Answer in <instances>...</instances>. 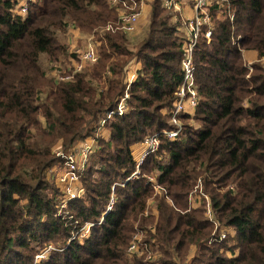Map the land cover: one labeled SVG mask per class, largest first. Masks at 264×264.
Returning <instances> with one entry per match:
<instances>
[{"label":"trees","instance_id":"16d2710c","mask_svg":"<svg viewBox=\"0 0 264 264\" xmlns=\"http://www.w3.org/2000/svg\"><path fill=\"white\" fill-rule=\"evenodd\" d=\"M163 1L150 2L130 37L118 27L123 8L109 0H32L24 16L16 0H0V264H264V72L253 65L250 73L243 59V51L264 56V0H228L232 22L212 0L210 43L200 36L193 53L198 104L180 115V136L161 137L126 181L134 147L170 129L182 80L184 36ZM72 29L93 35L99 55L77 72L66 41ZM55 66L72 78L56 79ZM125 93V113L105 123V138L99 121ZM88 139L95 147L79 179L84 194L68 204L66 223L47 172L61 164L58 150ZM199 187L203 203L190 207ZM112 188L114 205L100 222ZM88 222V236L68 243ZM153 225L145 242L156 259L147 260L150 249L129 258L133 234ZM48 245L56 250L34 262Z\"/></svg>","mask_w":264,"mask_h":264},{"label":"built area","instance_id":"2783aa9c","mask_svg":"<svg viewBox=\"0 0 264 264\" xmlns=\"http://www.w3.org/2000/svg\"><path fill=\"white\" fill-rule=\"evenodd\" d=\"M16 1L17 9H15V12L21 16L26 15L28 11V5L32 0ZM151 1L152 0H130L127 3L124 0H109L110 7L119 8L121 6L123 8V10L119 12L118 16V27L121 29V31H123V33L131 36L137 35L140 32L144 8L145 6L149 7V3ZM216 1L220 3L221 11L226 12L227 17L232 22L234 13L230 9L231 7L228 0ZM211 3L212 0H193L191 4L184 6L177 0L163 1V7L170 13L172 23L179 27L180 32L184 36L183 58L180 63L182 80L180 87L176 92L175 101L173 102V108L171 109L169 114L168 125L170 129L147 136L141 144L137 145L139 155L136 162L135 171L126 181L136 177L142 161L150 154L158 151L160 147L161 137H166L169 140H175L180 136L182 131L180 115L183 113H191L198 104L199 96L197 93V87L194 78L195 65L193 61V53L200 36H202L206 40V43L208 45L210 43L213 23L208 8L210 7ZM110 29L111 26H107L105 30ZM73 52L79 58V62L74 65L75 72L83 70L88 64L95 63L99 57L97 52V42L94 39L93 35L88 37L83 47L76 48L73 50ZM63 71V67L61 68L60 66H55L52 75L60 81L70 80L72 76L64 74ZM129 73L130 72H128L127 74V89L136 77V72L135 75L132 74L131 76L129 75ZM127 99L128 95L127 93H125V95L120 99L116 109L112 112L107 113L99 121V126L96 130L97 132H99L104 127L105 123L109 121L114 115L122 116L125 113ZM94 147V139H88L85 142L76 143L72 148H70L68 152L58 150L56 152V157L61 161V164L53 167L52 169H49L47 172L48 176L54 178L55 186L59 190V195L54 199L58 217L63 220L65 219L64 221H66V223L71 221L72 219L67 211L68 204L80 199L84 194V190L81 187L79 179L87 164L90 154L94 150ZM146 181L152 186V189L155 193L160 192L161 188L155 182L154 177H147ZM113 205L114 194L112 188L106 211L101 217L100 222H102L106 214L110 212ZM206 215L210 218V220H212L209 201L206 202ZM74 224L76 225V223ZM93 226L94 223L88 222L83 227L76 229L68 243L75 238H79L80 240L86 238L88 236L90 228H92ZM149 230L151 231V226L147 229H137L133 234L130 244L126 250V254L129 258L138 254L139 247L137 245V242H139L140 245L142 234H147ZM139 236H141V239L138 238ZM224 237L225 234L222 233L220 235V239H223ZM54 250L56 249L52 245L46 246L43 252L36 257V261L38 262L46 259L49 256L50 252ZM150 252L151 248L149 250L147 260H152V255L150 254Z\"/></svg>","mask_w":264,"mask_h":264},{"label":"rangeland","instance_id":"374dc122","mask_svg":"<svg viewBox=\"0 0 264 264\" xmlns=\"http://www.w3.org/2000/svg\"><path fill=\"white\" fill-rule=\"evenodd\" d=\"M183 3V2H182ZM184 5H186V4H184ZM188 10V9H187ZM149 11H150V3H149V8H148V13H149ZM147 16H148V14H147ZM141 24H142V22H141ZM142 26L143 25H141V29H142ZM113 27V31L114 30H116L115 28H116V25L115 26H112ZM112 27H111V29H112ZM110 29V30H111ZM133 35H131L130 37H132ZM43 59V58H42ZM243 59H244V63H245V65L247 66V68L250 70V73L252 72V66L253 65H257V66H259V67H262L263 69V72H264V56H262V57H258V55H257V53L256 52H253V51H243ZM51 65V64H50ZM49 64H46V67H47V70H49V66H50ZM140 68V64L138 63V64H132L131 66H130V69H129V71L128 72H130L129 73V75L131 76L132 74L133 75H135V72L137 71V69H139ZM263 75H264V73H263ZM127 83H128V75H127ZM128 99H129V95H128ZM193 125H196V124H193ZM104 130V128L102 129V134H104V137L106 138L107 137V132L105 133V131H103ZM137 156L138 155H135V159H137ZM196 189H198V190H196ZM59 195V193L55 196V197H57ZM202 195H205L204 193H203V191H202V189H201V187H199V188H195V190L191 193V195H190V197H189V201H190V207L191 206H194V207H196V205H198V204H202L203 203V197H202ZM209 198H208V196L206 197V200H208ZM209 201V200H208ZM152 205V202L150 201L149 202V208H148V211H147V214L149 215V212H152V210H151V206ZM56 216L58 217V212L56 211ZM59 218V217H58ZM65 220V219H64ZM217 224V223H216ZM154 230H155V226L153 225V226H151V231L152 232H154ZM146 232V231H145ZM147 237V234L146 233H143L142 234V240H141V243H140V245H139V242H137V245H138V247H139V250H138V254L137 255H140L141 253H143V252H147L149 249H150V246H149V244L148 243H146L145 242V238ZM139 239H141V236H139L138 237ZM43 252V249L37 254V256L38 255H40L41 253ZM37 256H35V258H34V262H36V257ZM153 260H155L156 259V255H154L153 257Z\"/></svg>","mask_w":264,"mask_h":264},{"label":"crops","instance_id":"0c3cea01","mask_svg":"<svg viewBox=\"0 0 264 264\" xmlns=\"http://www.w3.org/2000/svg\"><path fill=\"white\" fill-rule=\"evenodd\" d=\"M148 8H149L148 6H145L144 8L143 19L141 21L142 25H144L147 21ZM89 36L81 34L80 32L76 30H71L70 34L67 36V39H66L67 43L69 44L70 51L76 48L83 47ZM134 149L138 150L137 146H135Z\"/></svg>","mask_w":264,"mask_h":264}]
</instances>
